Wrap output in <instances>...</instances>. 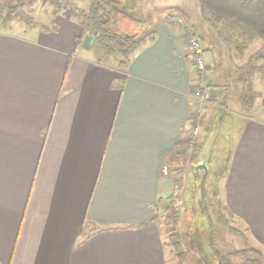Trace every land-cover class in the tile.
Segmentation results:
<instances>
[{
  "label": "crops",
  "instance_id": "crops-1",
  "mask_svg": "<svg viewBox=\"0 0 264 264\" xmlns=\"http://www.w3.org/2000/svg\"><path fill=\"white\" fill-rule=\"evenodd\" d=\"M158 1L150 0L155 12ZM187 6L206 32L197 0L163 11L181 9L204 50L215 107L196 124L201 81L177 14L151 15L152 36L123 69L85 36L76 43L72 17L38 22L48 30L0 25V264H170L159 209L176 186L184 133L213 123L227 127L231 141L223 203L250 246L264 252V69L252 76L249 108L239 102L241 84L216 86L259 42L226 50L198 32ZM232 105L240 111L220 118L218 109Z\"/></svg>",
  "mask_w": 264,
  "mask_h": 264
},
{
  "label": "rangeland",
  "instance_id": "rangeland-1",
  "mask_svg": "<svg viewBox=\"0 0 264 264\" xmlns=\"http://www.w3.org/2000/svg\"><path fill=\"white\" fill-rule=\"evenodd\" d=\"M15 1L0 0V9H4L8 2L15 3ZM133 1L134 3H132V0H119L115 8L108 7L109 12L105 15V18H108L107 27L109 29L120 33L127 32L144 35L154 28L155 22L150 18L151 15L156 16L158 19L160 14H163V12L167 13V11L170 17H175L177 14L176 17H182L186 20L183 15L179 16L180 14L174 12L175 10L172 8L169 10L167 8L163 11L165 6H172L177 0H159L156 2V7L159 8L160 5L161 7L156 12L155 9H150L153 7L150 0ZM178 2H182V0H178ZM56 3L64 8L58 10ZM87 5V0H70L67 4H60L56 0H41L31 7L26 6V9L37 22L51 23L54 26L55 22L51 14H60L74 19L76 10H84ZM187 13L200 34L207 35L210 33V38L217 37L215 30L210 27L206 30L207 34L204 32V22L198 16L199 11L194 9V7L187 6ZM0 25H2L1 22ZM11 29L18 31L14 26ZM85 40L92 45L93 49L101 50L96 44L93 35L85 36ZM248 47L252 48L253 46L250 45ZM215 101L219 100L215 99L213 103ZM208 102L204 103L201 116H206L209 119L213 114L215 105ZM206 104L208 107L205 111L204 107ZM232 111L234 113L240 110L238 106L232 105L231 109H227L226 113L229 114L227 116H231ZM191 122H195V120H191ZM221 127L216 123H213L208 128L205 127V129L197 127L193 130V127H189L182 137L180 149L184 155L178 160V168L174 171L178 177L176 179L178 192L175 196H170L169 201L164 200L159 209V214L163 221L167 207L171 206L178 213L177 225L173 230L169 226V233L165 237L167 249L168 251L171 250V254L168 255L170 264H176L173 248L175 241H179L182 244L188 256L187 264H216L214 262L216 260L214 248L220 252H228L252 247L248 243L249 238L246 231L238 225L222 200L223 183H221V180L224 175V168L227 165L231 141L226 136L228 128L222 124ZM198 161L203 162L205 166L196 168ZM219 215H222V217ZM211 241L213 244H211ZM262 254L264 255V252Z\"/></svg>",
  "mask_w": 264,
  "mask_h": 264
},
{
  "label": "trees",
  "instance_id": "trees-1",
  "mask_svg": "<svg viewBox=\"0 0 264 264\" xmlns=\"http://www.w3.org/2000/svg\"><path fill=\"white\" fill-rule=\"evenodd\" d=\"M39 1L41 0H16L15 3L8 2L4 9H0V22L2 25H6L7 23L17 21L29 27H40L43 30H48V27L36 22L26 9V6L31 7ZM56 1L60 4H67L70 0ZM87 1L88 5L86 9H78V11L76 10V13H74V19L80 27V37L76 40V43L78 44L79 39L84 36L93 35L96 44L101 48V57L113 59L119 69L125 68L129 57L142 44L149 40L152 36V32L141 35L139 33H120L113 31L107 27L108 18H105V15L109 12L108 7L115 8L119 0ZM197 1L203 19L211 29L215 30L218 40L223 44L226 50L241 53L245 48L250 46L251 40L256 39L259 42V47L256 51L250 53L244 62L237 65L236 70L233 69L231 72H228L229 79L224 81V85H216L224 88L226 86H232L234 88L237 87L238 84H241L244 90L239 94V102L243 107L249 108L256 97V93L251 86L252 76L256 70L261 71L264 69V0ZM132 3H134L133 0ZM56 6L58 10L64 8L58 4ZM174 10V12L183 15L181 9L175 8ZM201 48L203 53V47L201 46ZM257 63L259 64L257 65ZM205 70L206 64L205 69L198 72V79L207 88H210L209 84H206ZM238 81L239 83H237ZM223 107L218 109V111L221 112L219 113L220 118L222 114L223 116L224 114L227 116ZM200 120L195 121V124L196 122H200ZM166 199L169 201L170 197ZM165 212L164 223L173 230L177 225L178 213L176 210L172 209L171 206L167 207ZM219 216L222 217V215ZM211 244H213L212 241ZM173 248L176 264H187L186 261L188 256L182 244L179 241H175ZM214 250V257L216 258L214 262H216V264H264V255L260 250L253 247L228 252H220L215 248ZM199 253H201V251H199ZM238 258L240 259L237 260Z\"/></svg>",
  "mask_w": 264,
  "mask_h": 264
},
{
  "label": "built area",
  "instance_id": "built-area-1",
  "mask_svg": "<svg viewBox=\"0 0 264 264\" xmlns=\"http://www.w3.org/2000/svg\"><path fill=\"white\" fill-rule=\"evenodd\" d=\"M177 22L183 27L184 34L186 35V43L191 53L192 61L194 64V68L197 72L203 71L205 69V62L203 58L202 48L199 43L198 38L191 33L188 28L186 20L182 17L177 18ZM194 96L196 98L197 103L194 106V109L191 114L192 120L199 121L201 119L203 105L205 102H208L210 99V89L207 88L202 82H199L197 88L194 91ZM176 179L178 178L175 173ZM178 192V186L174 187L172 191V195H176ZM173 200V199H172Z\"/></svg>",
  "mask_w": 264,
  "mask_h": 264
}]
</instances>
